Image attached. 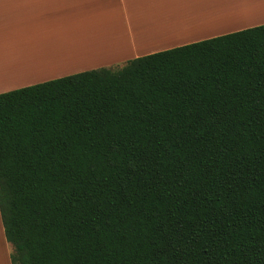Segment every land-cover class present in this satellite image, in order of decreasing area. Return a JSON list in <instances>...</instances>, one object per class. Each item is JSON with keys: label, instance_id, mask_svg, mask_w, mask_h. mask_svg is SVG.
Instances as JSON below:
<instances>
[{"label": "trees", "instance_id": "16d2710c", "mask_svg": "<svg viewBox=\"0 0 264 264\" xmlns=\"http://www.w3.org/2000/svg\"><path fill=\"white\" fill-rule=\"evenodd\" d=\"M10 264H264V25L0 94Z\"/></svg>", "mask_w": 264, "mask_h": 264}, {"label": "crops", "instance_id": "0c3cea01", "mask_svg": "<svg viewBox=\"0 0 264 264\" xmlns=\"http://www.w3.org/2000/svg\"><path fill=\"white\" fill-rule=\"evenodd\" d=\"M261 25L264 0H0V94Z\"/></svg>", "mask_w": 264, "mask_h": 264}, {"label": "rangeland", "instance_id": "374dc122", "mask_svg": "<svg viewBox=\"0 0 264 264\" xmlns=\"http://www.w3.org/2000/svg\"><path fill=\"white\" fill-rule=\"evenodd\" d=\"M121 67H116V68H113V69H111V70H117V69H120ZM5 243H6V241H5ZM7 244V243H6ZM8 246L7 247H9V251H10V254L12 253V247L9 245V244H7ZM5 255H6V246H5Z\"/></svg>", "mask_w": 264, "mask_h": 264}]
</instances>
